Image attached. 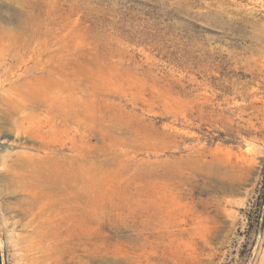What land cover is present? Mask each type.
<instances>
[{
    "label": "rangeland",
    "instance_id": "374dc122",
    "mask_svg": "<svg viewBox=\"0 0 264 264\" xmlns=\"http://www.w3.org/2000/svg\"><path fill=\"white\" fill-rule=\"evenodd\" d=\"M50 79L108 145L63 137L91 190L28 209L7 111ZM0 264H264V0H0Z\"/></svg>",
    "mask_w": 264,
    "mask_h": 264
},
{
    "label": "bare ground",
    "instance_id": "6f19581e",
    "mask_svg": "<svg viewBox=\"0 0 264 264\" xmlns=\"http://www.w3.org/2000/svg\"><path fill=\"white\" fill-rule=\"evenodd\" d=\"M46 83L50 85L40 88L39 85L31 87L28 84L27 94L17 103H12L10 110H6L12 125L28 132L30 144L27 151L7 154L4 163L15 190L21 191L22 196H28V209L37 206L38 209L43 208L45 204H50L49 200L54 196L61 198L69 208H75L80 196L91 190L92 183L86 170L90 171L91 167L96 170L97 161L94 156L87 160L82 152L63 145L62 138H70L72 145H75L78 137L90 143L94 139L97 142L94 145H101L98 147L101 155L105 154L108 145L107 120L103 113L96 120L91 111L93 108L82 107L75 96L63 98V89L57 80L50 79ZM104 108L100 107L101 112H104ZM11 114L18 117L13 118ZM94 145L91 147H96ZM66 150L71 152L67 156L63 153ZM45 222H38L39 240L29 242L31 251L39 252L41 249L40 242L46 237L49 227Z\"/></svg>",
    "mask_w": 264,
    "mask_h": 264
}]
</instances>
